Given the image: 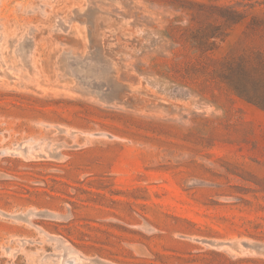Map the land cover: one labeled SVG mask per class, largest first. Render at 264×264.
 I'll use <instances>...</instances> for the list:
<instances>
[{
  "label": "rangeland",
  "instance_id": "rangeland-1",
  "mask_svg": "<svg viewBox=\"0 0 264 264\" xmlns=\"http://www.w3.org/2000/svg\"><path fill=\"white\" fill-rule=\"evenodd\" d=\"M0 264H264V0H0Z\"/></svg>",
  "mask_w": 264,
  "mask_h": 264
},
{
  "label": "trees",
  "instance_id": "trees-1",
  "mask_svg": "<svg viewBox=\"0 0 264 264\" xmlns=\"http://www.w3.org/2000/svg\"><path fill=\"white\" fill-rule=\"evenodd\" d=\"M249 98H252V97H249Z\"/></svg>",
  "mask_w": 264,
  "mask_h": 264
}]
</instances>
